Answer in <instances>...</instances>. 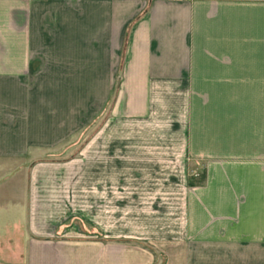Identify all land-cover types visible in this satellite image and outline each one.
Instances as JSON below:
<instances>
[{
	"label": "crops",
	"instance_id": "1",
	"mask_svg": "<svg viewBox=\"0 0 264 264\" xmlns=\"http://www.w3.org/2000/svg\"><path fill=\"white\" fill-rule=\"evenodd\" d=\"M116 83L109 142L24 169L103 116ZM8 174L0 197L27 187L24 207L0 202L16 262L264 264V0H0Z\"/></svg>",
	"mask_w": 264,
	"mask_h": 264
},
{
	"label": "rangeland",
	"instance_id": "2",
	"mask_svg": "<svg viewBox=\"0 0 264 264\" xmlns=\"http://www.w3.org/2000/svg\"><path fill=\"white\" fill-rule=\"evenodd\" d=\"M122 62L125 58V46L123 45L122 49ZM118 84L116 83L114 87L109 88V102L107 105V108L105 109L104 115L101 116L99 119L93 121L89 126L84 128L83 130L77 132L72 137H70L67 141L62 143L61 145H58L54 147L53 149H45V150H35L31 151L30 154L27 156L28 162L26 163L24 169L27 170L30 168L31 164L35 163H64L65 161H70L74 159H78L80 153L92 142H95L96 136L101 131H106L104 135H102V140L104 142H109L111 140V133L110 130L107 128H110L111 124L109 123L110 120H108L109 117V110L111 108L112 101L115 99L118 93ZM116 124V123H115ZM120 128V142H125L127 140V134H124L127 129H130L131 131L134 129H137V126L134 125H128L125 124V122H120L117 125ZM115 126V127H117ZM133 132V131H132ZM143 139V136H141V140ZM146 140V138H145ZM136 141V138H135ZM127 169V168H125ZM15 170L14 168L9 167V172ZM10 174H8V177L4 178V176L0 177V189H4L1 185L7 184L9 186L14 187L15 182L12 181V178L9 177ZM126 185V184H125ZM19 187L22 189L26 194L27 187H25V184L20 183ZM126 189L121 187V192H125ZM24 194V195H25ZM4 196L0 197V202L6 201L10 204L14 203H20L22 207L27 204L26 197L24 195L15 194V192H5L3 194ZM3 197H8L6 200ZM127 199H124L122 201L121 199V213H120V219H121V226H125L128 224V218H131V220H134V215L128 214L125 203ZM75 221L76 216L73 217ZM136 220L140 219V221H143L144 219L147 220V215H136ZM79 222V221H77ZM74 238H79V235H75ZM121 244L127 245V246H134L136 249L141 250H149L151 253H154L153 249L149 248L147 246V241H126V239H123L120 241ZM23 249L24 255H26V246L23 248H6V247H0V264H23L16 262V256L18 253H22L21 250ZM20 251V252H19ZM13 254V259L10 260V255Z\"/></svg>",
	"mask_w": 264,
	"mask_h": 264
}]
</instances>
